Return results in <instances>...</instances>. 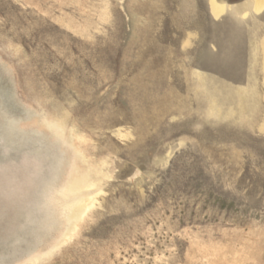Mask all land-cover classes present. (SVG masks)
Masks as SVG:
<instances>
[{
	"label": "rangeland",
	"instance_id": "1",
	"mask_svg": "<svg viewBox=\"0 0 264 264\" xmlns=\"http://www.w3.org/2000/svg\"><path fill=\"white\" fill-rule=\"evenodd\" d=\"M0 264H264V7L0 0Z\"/></svg>",
	"mask_w": 264,
	"mask_h": 264
},
{
	"label": "crops",
	"instance_id": "2",
	"mask_svg": "<svg viewBox=\"0 0 264 264\" xmlns=\"http://www.w3.org/2000/svg\"><path fill=\"white\" fill-rule=\"evenodd\" d=\"M261 2V0H254V9H255V11H260L263 7H264V3H263V0H262V5L260 6V7H262L261 9H259L260 7L258 6V3H260ZM214 6H217L218 8H219V10H220V12L219 13H216V12H214V10H213V14L215 15V16H218L221 12H222V10H221V6L220 5H218V4H213V7ZM259 9V10H258Z\"/></svg>",
	"mask_w": 264,
	"mask_h": 264
},
{
	"label": "bare ground",
	"instance_id": "3",
	"mask_svg": "<svg viewBox=\"0 0 264 264\" xmlns=\"http://www.w3.org/2000/svg\"><path fill=\"white\" fill-rule=\"evenodd\" d=\"M263 3H264V0H263ZM262 5V0H261V2L260 3H258V6L260 7ZM213 10H214V12H216V13H219L220 12V10H219V8L217 7V6H214L213 7Z\"/></svg>",
	"mask_w": 264,
	"mask_h": 264
}]
</instances>
